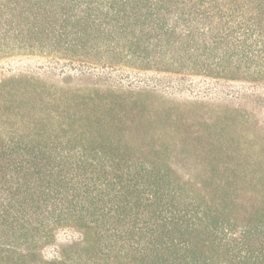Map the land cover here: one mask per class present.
<instances>
[{
    "label": "trees",
    "instance_id": "obj_1",
    "mask_svg": "<svg viewBox=\"0 0 264 264\" xmlns=\"http://www.w3.org/2000/svg\"><path fill=\"white\" fill-rule=\"evenodd\" d=\"M3 51L115 74L117 89L183 85L195 100L238 83L264 105V0H0ZM2 80L0 264H262L256 228L100 142L97 120L68 101L65 115L14 105Z\"/></svg>",
    "mask_w": 264,
    "mask_h": 264
},
{
    "label": "rangeland",
    "instance_id": "obj_2",
    "mask_svg": "<svg viewBox=\"0 0 264 264\" xmlns=\"http://www.w3.org/2000/svg\"><path fill=\"white\" fill-rule=\"evenodd\" d=\"M73 68L47 54L3 51L1 91L19 90L14 105H36L64 115L68 101L69 110L97 120L100 142H106V136L118 141L149 164L181 178L219 214L264 234V105L260 101L233 93L238 83L223 89L233 91L232 96L195 100L183 85L172 93L161 87L152 91L143 82L139 88L117 89L120 79L115 74L89 66Z\"/></svg>",
    "mask_w": 264,
    "mask_h": 264
}]
</instances>
